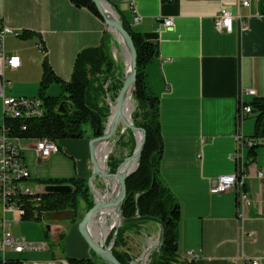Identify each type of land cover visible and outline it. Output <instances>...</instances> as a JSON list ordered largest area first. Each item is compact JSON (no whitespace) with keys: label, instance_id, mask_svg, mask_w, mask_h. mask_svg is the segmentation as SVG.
<instances>
[{"label":"crops","instance_id":"obj_1","mask_svg":"<svg viewBox=\"0 0 264 264\" xmlns=\"http://www.w3.org/2000/svg\"><path fill=\"white\" fill-rule=\"evenodd\" d=\"M108 1L121 23L155 46V55L146 67V85L159 98L161 179L180 206L178 249L183 256H179L185 258L191 250L198 254L197 264H244L248 259L264 263V177L257 176L258 169L264 171V143L253 155L247 148L237 150V134L251 138L254 132L252 113L238 121L239 104L264 97V0H249L247 6L241 0ZM223 8L237 16L231 32L214 26V17ZM166 18L172 19V26H163ZM0 19L14 30L31 33L27 38L8 35L5 39L7 53L20 58L18 68L4 69V81L9 82L4 86L6 95L37 96L46 57L60 81L52 80L43 93L59 96L56 85L70 79L77 54L98 46L105 33L99 16L70 0H0ZM241 25L246 29L241 30ZM112 44H116L113 39ZM249 89L255 94L247 95ZM90 139L84 136L59 142V151L64 148L72 165L65 163L67 169L52 179H88L92 173ZM35 142L34 137L16 139L25 165L27 154L35 153L38 163L62 159L56 152L41 160ZM237 152H241L246 173L244 188L252 199L243 216L238 211L236 189L222 193L211 189L218 175L235 172ZM27 169L31 176L36 166ZM29 182L34 183L31 178ZM80 202L83 211L84 201ZM6 213L11 223L20 220L15 212ZM63 215L70 226L51 225L49 231L68 228L67 254L75 257L79 247L86 248L78 231L80 218L75 216L73 222L68 212ZM35 238L25 240H42ZM57 254L54 257L46 247L6 251L5 258H20L23 264H63L65 259Z\"/></svg>","mask_w":264,"mask_h":264},{"label":"trees","instance_id":"obj_2","mask_svg":"<svg viewBox=\"0 0 264 264\" xmlns=\"http://www.w3.org/2000/svg\"><path fill=\"white\" fill-rule=\"evenodd\" d=\"M70 1L75 6L88 8L100 17L91 0ZM122 25L130 34L137 53L134 98L138 113L135 115L133 123L146 130V141L136 171L126 179V198L121 207V214L126 219L134 216H151L159 219L163 224L165 229L163 241L157 251L151 252V261L148 264H197L195 260L181 258L178 254L180 206L160 175L162 138L159 126V98L150 92L146 85V67L155 55V46L123 22ZM30 36L31 33L26 31L19 35L22 38ZM107 37L104 33L98 46L84 48L77 54L70 79L61 81L63 91L66 92L61 95L65 96L67 101H61L59 96H49L43 93L52 80L60 81L46 57L44 58L43 73L37 95L42 100L43 114L27 120L15 121L13 134L36 139L47 137L54 140L59 149V142L63 139L84 137L86 131L83 126L89 127L90 134L86 135L88 138L103 134L110 112L105 104H100L99 94L102 92L103 82L107 81L108 76L113 72L114 63L108 54L109 41ZM119 88H121V84ZM247 104L251 107L254 119L252 145L247 149L248 153L253 155L255 148L264 143V97H253ZM136 117L140 119L137 120ZM21 125H25L26 129L19 130ZM251 159H253L252 156ZM121 160L109 162L110 172H115ZM45 182L49 185H70L71 190L57 193L47 191L44 186L41 192L35 194H18L14 200L17 207L22 209L20 220L39 219L45 212L59 211L74 213L69 217L73 222H76L75 213L80 200L84 201L86 210L92 206L87 179L72 176L67 179H48ZM147 222L150 221H128L122 223L118 228L112 252L121 264H130L133 260L127 249L124 248V233L128 229ZM47 229L49 231V226ZM119 247L122 249L118 250ZM94 256L92 253V257L68 258L65 261L68 264H99ZM100 261L105 264L102 260ZM3 264H23V260L12 257L5 259Z\"/></svg>","mask_w":264,"mask_h":264},{"label":"built area","instance_id":"obj_3","mask_svg":"<svg viewBox=\"0 0 264 264\" xmlns=\"http://www.w3.org/2000/svg\"><path fill=\"white\" fill-rule=\"evenodd\" d=\"M241 5H249V0H241ZM237 16L233 15L229 9L223 8L214 17V26L219 31L231 32L233 30V19ZM139 18H135L138 22ZM163 26L170 27L173 25L171 18L162 21ZM241 30H245L246 26L241 25ZM21 32L9 27L0 19V100L2 102L3 121L0 123V206L4 212H15L18 216L22 214V209L17 207L14 198L18 194H35L41 192V188L33 186L30 182L29 171L22 159L21 148L16 143L17 135L13 134L15 121L27 120L39 117L43 114L42 100L38 96L26 95H6L4 86L9 82L4 81V69H15L20 66V58L17 54H9L6 51L5 39L8 35L19 36ZM39 49L42 47L38 44ZM247 95H254L255 90L245 91ZM251 113V107L245 102H241L238 107L237 119L240 121L247 114ZM19 130L26 129L25 125L19 126ZM238 148L242 150L252 145V139L237 134ZM35 151L41 159H45L50 155L59 151L57 143L47 137L37 138L35 142ZM241 152L235 155L237 167L235 172L231 174L218 175L212 185V191L222 193L233 189L237 190V207L240 216L244 215L245 209L252 203L251 195L244 188V180L246 173L242 166ZM258 177H264L262 169L257 170ZM7 220H1V238H0V264L5 261V252L11 251L20 253L24 250H43L47 245L44 242L33 243L26 242L22 238L14 236L8 230ZM8 225V226H7ZM187 257L189 260H196L198 254L188 250ZM244 264H264L259 259H248Z\"/></svg>","mask_w":264,"mask_h":264},{"label":"rangeland","instance_id":"obj_4","mask_svg":"<svg viewBox=\"0 0 264 264\" xmlns=\"http://www.w3.org/2000/svg\"><path fill=\"white\" fill-rule=\"evenodd\" d=\"M110 5H111L110 6L111 9H113V11H115L111 3H110ZM116 16L118 17L117 14H116ZM118 19H119V17H118ZM105 33L108 36L107 39L109 41L108 54H109L110 59H112V61L114 63L112 66L113 72L110 73V75L108 76V80L103 82L102 92H101V94H99V100H100V104H105L108 107V111L110 112L111 102L115 101V98L117 97V94L120 90V88L118 89V87L120 84L122 86V83L124 80V74L126 73V62H127V60L125 57L123 45L118 43L115 36L113 34H111L109 29L106 28V26H105ZM112 39L114 40V42L116 44H112ZM49 91H50V89L48 88L47 93H49ZM55 93H56V95H59L61 101L66 100L65 96L61 95L62 93L66 94V92L62 91L60 84L56 85ZM134 94L135 93L132 92L133 98H134ZM134 100H135V98H134ZM60 104H61V102L59 103V105ZM137 113L138 112H137L136 107H135V109L132 113V119L135 118V115ZM139 119L140 118L138 117L137 120H139ZM139 127H141V126H139ZM83 129L86 131L85 136L86 135L88 136L90 134L89 127L83 126ZM111 140H112L111 143L113 145L112 150L106 158L105 167L104 168L101 167L105 171H110V165H109L110 163L109 162L129 158V156L132 154V152L136 146V141H135L134 135L127 128L124 130L123 134H120V132L116 131V134H114L112 136ZM63 149H62V151H58V154L60 156H62V159L54 160L51 163H49V162L48 163H38L37 158L35 156V153H34V155H29V154L25 155L24 159L26 162V166L31 167L33 164L36 166V170L32 171V174H31L32 177L30 176V178L34 182L33 186H36V187L46 186V184H47L45 182L46 180L58 177V173L67 169L65 163L70 162V164L72 165V162H71L72 158H70V156L67 153H65ZM45 159H41V160H45ZM139 163H140V161H139ZM89 178H90V176L88 177L87 182L89 181ZM96 179L100 180V183L95 184V182L93 180L92 181V184H94V187L92 185L93 189L96 192H98L101 197L105 193H109V190L112 188L110 183H108L103 178L97 177V178H95V180ZM47 185H49V184H47ZM90 196H91L92 204H93V197H92L91 193H90ZM81 207H82L81 202H79L78 207L76 209V213H75V216L78 215V217L80 219L82 218L84 213L87 211L85 209V203L83 206V211H82ZM68 213H69V215L74 214L72 212H68ZM63 214H65V213H62L59 211L45 212L43 214V216L39 219L31 218L29 220H18L16 223H11V221L8 220L9 213L4 212L3 208H2V212L0 211V238H1V220H2V218H4L7 220L6 222L8 225H10V223H11V226L8 227V230H11L13 232L14 236H16L18 238H22L24 240L26 238L27 239H33L35 237L37 238V236L41 237L42 240H40V241L33 240L32 242L33 243H41L44 241L46 243L47 247L51 248V252L53 253L54 257H56L58 255L57 253H61L62 257L65 260L68 258L80 259L83 257H90L89 253H88V245L84 239L83 240L86 244V248L79 247L77 250L78 256L69 257V255L67 254L68 246L66 245V243H67L66 238H67L68 233H69L68 228L65 230H62L60 232H55V233H51L50 231H48L47 226H51V225L52 226L53 225H60L63 227L70 226L66 215H63ZM19 218H20V216H19ZM94 221H95V218L93 219V222ZM111 235L113 237L114 228H112L109 231V233L106 237V239H107L106 243L109 242L108 240H109ZM116 235H117V233H116ZM43 239H45V240H43ZM115 239H116V236H115ZM115 239H114V241H115ZM124 240H125L124 248L127 249L129 254L133 257V260L131 262L136 260V262H137L136 264H144L145 262H143L140 259H141V256L143 255V253L145 252V250L149 249L150 252L151 251H157L161 245V244L159 245V241L161 240L160 225L156 222L150 221V222L135 226L131 229L126 230V232L124 233ZM156 240H158V243ZM150 241L152 242L151 246H149ZM26 242H29V241L27 240ZM112 247H113V245H112ZM120 249H122V248L119 247L118 250H120ZM177 251H178V254L180 256H183V254H182L183 252L180 250V248ZM150 256L151 255L148 256L146 264H148L151 261ZM49 257H51V255H49ZM94 258L96 259L97 263L102 264L100 259L96 258L95 256H94ZM55 259H57V258H55ZM185 259H188V257H185ZM131 262H130V264H131ZM63 264H68V263L66 261H64Z\"/></svg>","mask_w":264,"mask_h":264},{"label":"water","instance_id":"obj_5","mask_svg":"<svg viewBox=\"0 0 264 264\" xmlns=\"http://www.w3.org/2000/svg\"><path fill=\"white\" fill-rule=\"evenodd\" d=\"M101 19L103 20L105 26L109 31H112L117 39L122 43L127 56L128 69L124 74V80L122 86L117 94L114 101V110L111 115L108 126L104 129L103 134L97 137H93L89 140V155L90 163L92 166V173L90 175L88 186L89 191L93 197L92 206L84 213L80 221L78 222V231L82 238L88 245L89 256L92 257V253L102 260L105 264H121L112 252V245L117 233L118 228L124 222L128 221H140L149 220L156 222L161 228V240L159 245L162 243L164 238L165 229L161 221L155 217L151 216H134L132 218L126 219L121 214V207L126 198V179L134 171H136L143 148L146 141V130L142 127L135 125L133 122H128L125 120L122 108L127 95V92L135 93L136 91V77H137V53L133 40L127 30L123 27L120 19L109 12L108 8H111L108 0H91ZM115 12V11H114ZM62 104H60L61 106ZM122 122L127 129H129L133 134L139 133L140 138L136 142V146L129 156L132 162H136V166L131 168V163H127V159H123L117 166L115 172L105 171L101 168L99 159L97 156V150L100 143L108 141L115 134L119 122ZM111 179L115 181L114 186L109 190L108 196L105 193L102 197L98 192H96L92 187V181L95 178ZM45 189L52 192H69L71 190L70 185H46ZM108 192V191H107ZM112 208V211L117 215V222L112 227L114 228V235L106 243V238L97 240L92 232L93 219L95 218V223L98 222L100 214L104 209Z\"/></svg>","mask_w":264,"mask_h":264},{"label":"bare ground","instance_id":"obj_6","mask_svg":"<svg viewBox=\"0 0 264 264\" xmlns=\"http://www.w3.org/2000/svg\"><path fill=\"white\" fill-rule=\"evenodd\" d=\"M108 10H109L110 13H112L113 15L116 16V13L113 11V9L108 8ZM110 32H111V34H113L115 36V34L112 31H110ZM115 38L118 41V43L122 44L117 39L116 36H115ZM124 53H125V50H124ZM125 57H126V60H127L126 54H125ZM127 69H128V62H126V71H127ZM135 107H136V101L132 97L131 90H129L127 92V95H126V98H125V101H124V104H123V108H122V113H123V116H124V118H125L126 121L131 122V123L133 122L132 113H133ZM113 110H114V102H111L110 113H109V115H108V117L106 119L105 128L109 124V121L111 119V115L113 113ZM125 129H126L125 125L120 121L119 124H118V126H117L116 131L120 132V134H123V132H124ZM115 134H116V132H115ZM133 135H134L135 141L137 142L139 140V138H140L139 133H135ZM111 139L108 140V141H104V142L100 143V145L98 147V150H97V156H98V159H99L100 166L102 168L105 167V165H106V163H105L106 158L109 155V153L111 152L112 147H113V145L111 143V141H112ZM128 162H132L131 161V158L127 159V163ZM135 166H136V162H132L131 163V168H134ZM105 180L108 183H110V185L112 187L114 186V184H115V181L114 180H111V179H105ZM92 185L94 187V184H92ZM107 196H108V193H107ZM117 219H118L117 218V215L112 211V208L104 209L103 212L99 216L98 222L97 223L93 222V224H92L93 225L92 226L93 227L92 228L93 229L92 232L94 234L95 239L101 240L103 238H106L107 235H108V233H109V231L112 229V227L117 222ZM156 241L158 243V240H156ZM151 244H152V242L150 241L149 242V246H151ZM151 252L149 251V249H147V250H145V252L141 256V259L140 260H142L143 262H145L144 264H146V261L148 259V256L150 255ZM136 263H137L136 260L133 261V262H131V264H136Z\"/></svg>","mask_w":264,"mask_h":264}]
</instances>
